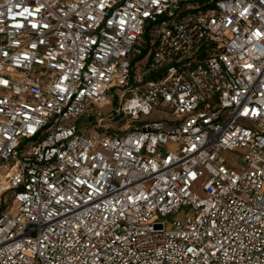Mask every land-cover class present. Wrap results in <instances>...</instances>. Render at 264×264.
Masks as SVG:
<instances>
[{
    "label": "built area",
    "instance_id": "2783aa9c",
    "mask_svg": "<svg viewBox=\"0 0 264 264\" xmlns=\"http://www.w3.org/2000/svg\"><path fill=\"white\" fill-rule=\"evenodd\" d=\"M0 264H264V0H0Z\"/></svg>",
    "mask_w": 264,
    "mask_h": 264
},
{
    "label": "rangeland",
    "instance_id": "374dc122",
    "mask_svg": "<svg viewBox=\"0 0 264 264\" xmlns=\"http://www.w3.org/2000/svg\"><path fill=\"white\" fill-rule=\"evenodd\" d=\"M148 37V38H147ZM148 39H150V35L147 34L146 37H144V41H147ZM152 54V51H148L143 57V60H140V58L135 55L134 56V74L135 76H138L142 73V68L143 66L146 65L147 61L149 60L150 56ZM116 94V97H115ZM111 96H109V102L107 104L102 103L98 105V109H100L102 111V113L104 114V116L107 118L108 116L111 117V112H113V109L117 106L118 103H121L123 100V89H114L112 91V94H110ZM118 97L120 98L118 100ZM164 112L159 111V110H155L154 113L152 114V116L150 117H144L145 121H153V120H157L158 118H161L164 116ZM168 116H170V113L167 114ZM127 126H129L127 120H123V121H118V120H112V121H105V123L103 125H101L99 127V130L101 131H105L106 133H115V132H120L121 129L126 128ZM131 126V125H130ZM237 156L240 157V154L237 153ZM241 158H239L240 160ZM173 217H169V220H172Z\"/></svg>",
    "mask_w": 264,
    "mask_h": 264
}]
</instances>
